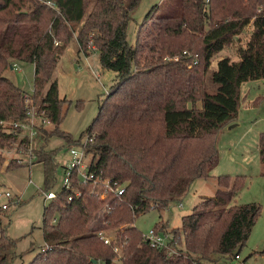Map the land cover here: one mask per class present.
<instances>
[{
	"label": "trees",
	"instance_id": "1",
	"mask_svg": "<svg viewBox=\"0 0 264 264\" xmlns=\"http://www.w3.org/2000/svg\"><path fill=\"white\" fill-rule=\"evenodd\" d=\"M140 1L0 0V171L21 166L6 164L1 152L17 141L2 121L26 118L27 91L5 72L20 61L34 64L33 98L53 125L40 127L43 142L35 149L36 162L44 164L42 189L57 184L61 148L49 146L54 135L66 146L93 137L86 148L90 168L125 187L121 198L110 192L102 199L77 184L83 196L70 202L71 191L60 192L44 208L45 244L28 264H217L240 251L260 213L256 202H234L241 177L219 175L214 195L179 226L160 221L153 227L168 235L166 246L153 245L135 225L139 214L168 206L194 180L210 176L216 135L238 116L240 84L264 78V0H179L177 13L160 15L154 7L133 45L127 27ZM248 24L252 31L237 49L239 59H218L209 78L217 87L209 90L205 76L213 57ZM74 37L83 53L96 49L101 65L118 77L78 140L60 129L67 100L54 77ZM257 147L264 161V132ZM105 204L110 212H102ZM3 210L0 204V264H12L16 240L2 226ZM102 229L112 234L111 244L99 237Z\"/></svg>",
	"mask_w": 264,
	"mask_h": 264
},
{
	"label": "rangeland",
	"instance_id": "2",
	"mask_svg": "<svg viewBox=\"0 0 264 264\" xmlns=\"http://www.w3.org/2000/svg\"><path fill=\"white\" fill-rule=\"evenodd\" d=\"M154 7L157 15L175 14L180 9L179 0H141L128 23L127 39L130 44L136 43L138 30L146 15ZM251 31L252 24H248L233 38L230 45L213 57L205 76L209 90L217 87L209 79L213 62L220 56H226L231 60L237 58V49L245 46ZM77 45L78 42L74 37L62 55L54 75L58 80L61 97L67 100L63 108L60 129L72 135L75 140L86 134L99 112L100 105L118 78L115 71L104 68L98 61L99 52H97L98 56L96 55V64L88 66L83 62L81 67L76 61ZM20 67L22 70H14L10 67L11 70L6 75L22 88L32 87L34 65L23 62ZM255 82L250 80L248 83L252 86L250 96L264 98V79ZM242 86L245 88L247 85ZM247 88L250 87H246L245 90ZM25 90L29 91V89ZM257 101L252 102L255 106L250 105L240 110L237 125L225 126L217 133V164L210 170L209 177L194 180L185 195L179 200L169 202L168 206L149 209L137 216L135 225L143 234H147L160 221H167L170 227L179 226L183 215L191 213L193 207L202 199L214 195L218 187L216 176L228 175L231 178L239 176L242 178V183L234 202L237 204L256 202L260 206V213L239 251V258L224 257L217 264H238L240 260L245 264H264V161L260 160L257 147L259 134L264 132V104L260 105ZM233 123L235 124L236 121L231 124ZM52 128L51 124L48 129ZM38 142V144L43 142L42 138H38ZM66 145L64 138L55 135L50 138L51 148L62 149L57 156L60 167L56 173L58 184L54 186L55 190H59L63 183V165H66V160L69 158L65 151ZM6 154L7 156H4L6 164L12 160L17 162L16 159H12L17 155L11 150H6ZM13 166L16 165L13 164L10 169L5 166L0 171V204L7 201L4 194L6 190L12 191L19 204L12 203L9 209L3 210L2 226L6 234L16 240L17 256L12 264H28L45 244L42 231L44 208L50 201L45 200L42 190L44 187L42 162H36L32 166ZM180 202L181 206H179ZM1 235L0 230V237Z\"/></svg>",
	"mask_w": 264,
	"mask_h": 264
},
{
	"label": "built area",
	"instance_id": "3",
	"mask_svg": "<svg viewBox=\"0 0 264 264\" xmlns=\"http://www.w3.org/2000/svg\"><path fill=\"white\" fill-rule=\"evenodd\" d=\"M49 3L53 4L52 2ZM56 44H59V42L57 41ZM184 54H188V52L184 51ZM173 59L177 60L178 57L175 56ZM12 69L21 70V67L18 62H14ZM32 93L33 90L27 91L25 94L27 108L26 118L22 120L2 121L4 130L14 133L17 137V141L13 146L8 147L9 149L4 148L1 152L4 156H7L6 150H11L12 153L17 155L12 159H16L17 162L23 166H32L36 163L37 154L35 153V149L39 145L38 138L41 134L39 129L41 126L49 127L52 124L50 118L45 115V110L40 108L41 103L35 101ZM92 141L93 137L86 136L79 144L65 147V151L69 155V158L66 160V165H63L64 177L62 186L59 190H55L54 187L48 191L42 189L46 201H52L57 198L60 192L64 190L71 191L68 196V202L72 201L74 198L83 196V191L77 184L89 186L90 192L102 199H105L110 192H113L118 198H121L125 194V187L123 185L113 184L109 178L104 179L98 176L96 172L90 168L89 159L86 155V148ZM58 167H60V162H58ZM56 182L58 184L57 179ZM57 184L55 186H57ZM100 188H102V191H100ZM4 194L7 201L1 204L3 209H9L12 203H18L12 191L6 190ZM179 206H181V202ZM102 212H110L108 204L103 206ZM56 221L57 217L54 219V222ZM98 235L106 244H111L113 241L112 234L106 229L100 230ZM167 236L168 235L156 232L154 228L150 229L147 234H144L145 239L158 247L167 245ZM116 250H118V248H116ZM233 257L238 259L239 254H234ZM238 264H245V262L240 260Z\"/></svg>",
	"mask_w": 264,
	"mask_h": 264
},
{
	"label": "crops",
	"instance_id": "4",
	"mask_svg": "<svg viewBox=\"0 0 264 264\" xmlns=\"http://www.w3.org/2000/svg\"><path fill=\"white\" fill-rule=\"evenodd\" d=\"M77 40V39H76ZM78 42V41H77ZM76 50H77V57H76V61L81 65V63H83V62H85L88 66L89 65H91V64H93V63H97L96 62V60L95 59H97V56L99 55H97V50L96 49H92V51H90L89 53H83L81 50H80V45H79V43H78V45L76 46ZM66 51V50H65ZM64 54V53H63ZM97 55V56H96ZM62 57V56H61ZM221 57H224V56H220V57H218L214 62H213V68H215L216 67V64H217V61H218V59H220ZM61 59V58H60ZM239 59V57H237V58H235V59H233L234 61H237ZM98 61L100 62V57H98ZM20 61H18V63H19ZM59 62H60V60H59ZM59 62H58V64H59ZM23 62H20L19 64L21 65ZM101 63V62H100ZM34 65V64H33ZM81 67H82V65H81ZM80 67V68H81ZM10 70H11V68H9V69H7L5 72L6 73H8V72H10ZM22 70V69H21ZM34 73H35V67H34ZM55 75V74H54ZM55 77V76H54ZM262 79H264V78H262ZM57 80V79H56ZM256 80H259V79H256ZM256 80H253L254 81V83H256L255 81ZM57 82H58V80H57ZM248 83H250V80H248V81H244V82H242L241 84H240V88H239V108H238V116H237V119H236V123L234 124H231V125H229V127H232V126H234V125H237L238 123V117H239V113H240V110L242 109V108H248V107H250V105H252V106H255V105H253L252 104V102H254L255 100H258L257 102H258V104H260V105H263L264 104V98L263 97H261V96H255V97H251L250 95H251V88H252V86H249L248 85ZM33 84H34V78H33V82H32V87H30V88H24V89H29V91H31V90H33ZM244 84H246L247 86L246 87H250V88H247L246 90H245V88H242L243 86L242 85H244ZM58 88H59V86H58ZM59 95H60V91H59ZM60 97H61V95H60ZM62 98V97H61ZM226 127H228V125L226 126ZM206 196H209V195H206ZM6 202V201H5ZM2 203H4V202H1V204Z\"/></svg>",
	"mask_w": 264,
	"mask_h": 264
},
{
	"label": "water",
	"instance_id": "5",
	"mask_svg": "<svg viewBox=\"0 0 264 264\" xmlns=\"http://www.w3.org/2000/svg\"><path fill=\"white\" fill-rule=\"evenodd\" d=\"M11 68H12V67H11ZM238 252H239V247L235 248V249L233 250L232 254H238Z\"/></svg>",
	"mask_w": 264,
	"mask_h": 264
}]
</instances>
